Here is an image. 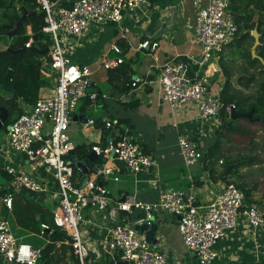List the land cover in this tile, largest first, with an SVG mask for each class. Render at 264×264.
Here are the masks:
<instances>
[{
  "label": "built area",
  "instance_id": "built-area-1",
  "mask_svg": "<svg viewBox=\"0 0 264 264\" xmlns=\"http://www.w3.org/2000/svg\"><path fill=\"white\" fill-rule=\"evenodd\" d=\"M36 3L45 14L46 25L42 32L49 36L51 42L46 54L54 86L51 94L38 98L5 132V145L1 149L5 147V151L23 156L29 170L28 173L21 172L9 165L0 168L9 177L6 183H0L1 207L11 211L14 192L23 190L37 195L49 192L54 186L57 202L51 210L52 222L57 231L65 232L80 264H85L88 258L82 227L94 225L99 213L102 215L106 211L131 215L137 210L142 213L145 223H150L160 214L177 218L180 238L200 264H212L216 259L215 244L235 228L239 216L244 217L253 229L264 228V213L255 205L246 204L243 190L231 182L214 185L217 189L209 191L213 198L207 204H200L193 195L184 191L167 190L152 203L125 195L111 208L108 193L98 186V182L114 175L115 163L120 162L134 175L155 166L153 158L131 135L130 127L118 119L104 121V127L122 134L118 139L90 147V152L98 158L93 165L95 170L88 171L83 184L74 183L69 167L71 161L66 159L74 149L68 137L70 120L80 99L88 97L93 101L96 95H87L92 71L88 66H79L71 61L65 51L69 45L67 39L71 38L73 43L69 46H74V42L85 37L92 25L119 24L125 14H132L150 4L149 0H36ZM64 4L70 7L66 8ZM236 31L227 0H208L207 6L197 12L194 20V37L201 51L199 58L190 62L171 60L159 68L153 81L138 78L131 86H156L162 101L172 110L192 104L201 121L217 119L220 122L222 113L229 119L235 106H224L220 95L212 94L207 67L222 46L233 39ZM157 47V43L142 41L137 50L153 53ZM25 48H30V42L25 44ZM107 52L117 57L107 59ZM107 52L100 61V67L110 70L123 63V51L116 43L111 44ZM47 124L49 128H46ZM93 124L92 119H87L83 124L84 130ZM177 145L186 167L202 159L199 144L189 136H178ZM113 180L118 181V178ZM87 212H91L90 218L86 216ZM40 227L41 237L53 233L45 224ZM100 246L114 264L166 263L163 253L148 243L143 233L135 231L127 223L107 228ZM41 250L17 238L9 222L0 216V264H37ZM256 264H264V261Z\"/></svg>",
  "mask_w": 264,
  "mask_h": 264
},
{
  "label": "crops",
  "instance_id": "crops-1",
  "mask_svg": "<svg viewBox=\"0 0 264 264\" xmlns=\"http://www.w3.org/2000/svg\"><path fill=\"white\" fill-rule=\"evenodd\" d=\"M76 1L78 0H74V2ZM207 3L208 0H149V7H142L132 14H125L119 24L110 25L112 30L106 29L105 25L97 26L99 31L106 29V34L100 35V40H97L94 43L95 45L90 44L89 38L92 34L89 32L91 27L96 26L92 25L85 37L82 38L83 40L79 39L77 43L74 42V46L67 45L68 47L65 48L66 54L74 64L88 66L92 71L86 93L87 95H96L93 101L88 97L80 99L74 114H72L74 141L71 140L69 135L68 137L73 147H79L81 153H90L92 145L104 144L112 139H118L122 134L121 131L117 133L113 129L104 127V121L118 119L120 123L130 127L133 138L155 162V166L149 171L136 175L132 174L124 165L115 163L116 171L114 175L108 176L104 181L111 208L118 201H122L125 195H133L141 202L152 203L167 190L184 191L193 195L200 204H207L213 198L209 191L212 188L217 189L214 185L223 182L217 178L223 170L218 161L221 162L228 157L232 159L247 158L246 160L254 158L251 159L253 160L251 165L246 164L245 160L243 162L245 165L240 166L239 171H235L230 178L231 181L238 182L251 190L250 200L252 202L248 205L260 204L262 206L260 210L264 213V194L259 195V188L255 186L256 180L259 181L264 177V165L261 162L257 163L256 158L251 155V148L248 150L249 153L246 150H239L242 146L241 142L248 141V144H250L251 139H253V133L246 129L244 124L246 123L260 130L261 133V125L258 121L251 122L246 119L238 121L239 127L246 129L250 134L239 132L233 129L234 126L231 127V135L225 133L226 130L221 131L223 140L225 139L224 136L227 140L229 136L232 140L239 139V142L235 140L236 145L232 142V148L221 147L220 145L223 160L216 158L212 163L200 160L193 166L186 167L177 145L178 136H189L199 144L200 150L204 153L216 141L217 135L215 132L219 128V120L210 119L208 123H201L197 109L192 104H186L172 110L168 104L162 101L159 89L156 86L137 85L132 87L126 84L123 89H115L108 82L107 70L103 79L104 84L101 87H99V82L93 80L94 75L102 69L99 66L100 61L113 42L122 49L123 62L129 60L131 69L129 80L131 83L138 78L153 81L159 68L171 60L190 62L198 59L201 51L194 37V20L197 12L207 6ZM125 30L126 32H124ZM27 33L30 34L29 27H27ZM122 35H124V38H122ZM104 37L110 38L111 42L108 44L107 49L99 54L98 46ZM142 41L157 43L156 51L153 53L138 51L137 46ZM9 43L10 38L8 41L0 39V51L7 50ZM253 43L246 40L242 50L249 49L251 54ZM70 49L71 51H69ZM41 54L46 53L41 52ZM98 54L99 58H96ZM116 57L112 52H107V59ZM251 58L258 59L264 65V62L258 56L255 58L251 56ZM231 61L232 59H223L216 53L207 67V80L212 94L220 95L227 78L231 80L242 73L246 75L244 78H248V75L258 71V69L256 71L250 69L241 57L237 60V69H232ZM45 65L44 63L41 68V74L45 76L44 80H47L45 82H48V79L50 82L42 84L38 92L34 91V96L26 93V99H17L16 102L21 108L22 114L23 111H28L38 98L51 94L53 90L54 83L51 71L49 69L48 72ZM254 89L255 86L253 85L248 91L253 92ZM10 95L14 94L0 89V97L7 98ZM73 116L77 117L74 121L72 120ZM89 118L94 121V124L84 130L83 124ZM70 125L69 128H71ZM49 127L50 125L47 124L46 128ZM116 129L119 130L118 127ZM242 137H245V140H241ZM4 143L5 136L3 135L0 140V168L9 165L17 171L28 173L29 168L27 169L26 160L23 156L5 151V147L1 149ZM230 165H233V169L237 164ZM210 170L214 172L213 175L209 173ZM0 171L2 172L1 169ZM74 171V179L72 180L80 185L82 172L77 168H74ZM249 171H251L250 176L252 178H246ZM114 177L118 178V181H114ZM0 178L4 179L2 176ZM4 180L6 183V179ZM56 191L57 189L51 186L49 192L35 195V201L39 206H42L43 210L41 214L36 213L35 221H41V215H48L44 204L50 202L49 206H52L53 209L55 202H57ZM26 194L30 195L23 190L14 192L13 199H16L14 205H16V201L25 203L24 197ZM14 205H12L11 211L1 207L0 216L3 217L2 213L5 209L8 214L13 216L14 220ZM139 214L142 213L137 210L133 211L131 215L106 211L94 219V225H84L82 227V237L88 247V258L85 260V264H114L111 257L100 246L101 240L106 234V229L120 223H127L131 226L145 223L143 217H140ZM91 215V212L86 213L88 218ZM153 221L158 223L160 227L154 236L157 243L153 247L163 253L166 259L165 264H200L184 246L177 231V218L169 214H160L156 215ZM36 236L39 237L40 234ZM19 239L22 240V238ZM213 250L216 252V259L212 264H256L260 260L264 261V228L253 229L244 217L239 216L235 228L220 239ZM116 264L120 263L116 262Z\"/></svg>",
  "mask_w": 264,
  "mask_h": 264
},
{
  "label": "trees",
  "instance_id": "trees-1",
  "mask_svg": "<svg viewBox=\"0 0 264 264\" xmlns=\"http://www.w3.org/2000/svg\"><path fill=\"white\" fill-rule=\"evenodd\" d=\"M50 1L55 2L56 0ZM227 2L228 11L232 14L237 27L236 34L233 39L230 40L229 45L235 43L240 54L239 57L244 59L250 69L255 71L258 69V71L257 73L253 72L248 75V78L243 77L239 80V85L246 90H250L253 85L255 86L253 92L250 91L251 93L249 94L235 89L230 82V78H227L223 90L220 93L221 102L224 106L233 104L235 106L234 111L237 113H246L253 110V118L257 119L260 123L261 132L264 133V65H262L258 59L251 58L249 49L246 51L242 50L246 40L253 43L250 34L251 31L256 28L260 35V46L256 48V54L264 62V0H227ZM63 6L66 8L70 7L69 4H64ZM23 8L31 12L36 11V14L27 17L25 21L19 25L15 36L10 38V43L7 46L8 49L0 51V85L13 87L17 91V95H10L7 98L0 97V105L8 111V119L0 129V140L2 136L5 135L7 128L22 115V110L16 102L17 99H26V93L34 96V91L38 92L42 84L49 83V81L45 82L47 80H44L45 77L41 74V68L44 63L48 66L45 69L47 71L49 70V59L46 54L40 55L38 52L44 51L51 42L49 36L42 32L43 27L46 25L44 21L45 14L37 5L36 0H0V38L5 41L9 40L7 36V33L10 31L9 26L13 25L20 18ZM27 27L30 28V34L27 33ZM28 42H30V48H25L17 52L18 48L24 47ZM107 72L108 82L112 84L115 89H123L126 84L131 86L129 80L131 75L129 60H124L117 68L107 70ZM239 120L240 119L231 121L224 113L221 114L219 128L215 132L217 135L216 141L206 152H202L203 157L201 161L212 163L213 160L218 158L217 153L221 152L219 138H223L221 131L226 130L227 132L225 133L231 135V127H239V124H237ZM224 137L226 138V136ZM66 159H71V157L67 156ZM246 159L247 158H225L224 161H221L223 170L217 178L226 183L231 182L237 188L243 190L247 201L246 203L250 204L252 202L250 200L251 190L245 188L244 185L238 182L231 181L230 178L231 175L238 170V167L245 165L243 162ZM251 159L254 158H248L245 163L251 165L253 161ZM230 164L237 165L229 170L226 177H223L225 168ZM70 171L71 179H74V168L70 169ZM209 173L212 175L214 174L211 170ZM0 176L6 179V181L9 180V177L1 171ZM29 194L35 197L34 194ZM15 200L13 199V205ZM29 202L30 200L26 199L25 203H18L16 201V205H14L13 209V214L15 215L13 225L19 230L17 235L18 238H22L24 242L29 243L35 249L45 248L37 264H80L68 242L67 236L60 234L53 225L51 211L48 214L51 217V221L47 220L48 215H41V221H35L34 218L36 213L41 214L43 212L42 206L37 205L34 211H30L28 208ZM2 215L7 219L8 213L5 209ZM139 216L142 217V214H139ZM41 224H46L52 229L53 233L47 235L48 238H45L46 243L39 247L36 243L42 238L36 235L40 234ZM33 227H35V229L38 227V230H34ZM45 236L46 234L43 235V237ZM32 240H36V242H31Z\"/></svg>",
  "mask_w": 264,
  "mask_h": 264
},
{
  "label": "rangeland",
  "instance_id": "rangeland-1",
  "mask_svg": "<svg viewBox=\"0 0 264 264\" xmlns=\"http://www.w3.org/2000/svg\"><path fill=\"white\" fill-rule=\"evenodd\" d=\"M106 26V29H111L112 30V27L110 26L111 24H104ZM102 26V25H101ZM106 29L105 30H101L99 31V27L97 26H92L91 29H90V33H92L89 38H90V44H93L95 45L94 43L97 41V40H100V35H104L106 34ZM48 37V36H47ZM2 39V38H0ZM83 40V39H82ZM67 42H69L68 44L70 45L71 43H73L72 39L71 38H68L67 39ZM111 42V39L108 38V37H104L101 41H100V44L98 46V50H99V54H102L108 47V44ZM115 43V42H113ZM112 43V44H113ZM68 47V46H67ZM66 48V47H65ZM71 51V49L69 50ZM99 54L97 55L96 58H99ZM217 55H219L220 57H222L223 59L224 58H230L232 59V61L230 62L231 63V67L232 69H237L238 68V58L240 56L239 52H238V49L235 45V43H232L231 45H224L222 46V49H221V52L220 54L217 53ZM47 66V65H45ZM48 67V66H47ZM102 68V67H101ZM49 72V70H48ZM47 72V73H48ZM106 75V70L105 69H101L96 75H94L93 77V80L96 81V82H99L100 86H102V84H104L103 82V79H104V76ZM43 76V75H42ZM45 77V76H43ZM48 81L50 82V80L48 79ZM73 114H74V111H73ZM71 121V120H70ZM209 121V120H208ZM201 123H205L204 121H201ZM208 123V122H207ZM71 125V128H69V131H68V135L69 137L71 138V140L74 141V123H70ZM245 128L250 130L251 133H253V139H251V142L250 144H248V141H243L241 142L242 146L239 148V150H246L248 152V150L251 148L252 149V152H251V155L254 156L257 160V163H260L262 165H264V133H260V130L258 129H255L249 125H247L246 123L244 124ZM2 128V127H1ZM3 135V134H2ZM230 137V136H229ZM228 137V140L225 138L224 140L220 137V145L221 147H231L232 148V142L234 143V145H236V142H239V139H235V140H232L231 138ZM241 140H245V137H242ZM218 152L217 155H218V159H222V153ZM249 153V152H248ZM220 155V156H219ZM225 159V158H224ZM223 160V159H222ZM224 161V160H223ZM220 165V164H219ZM252 168V167H251ZM240 167H238V170L239 171ZM262 169V168H261ZM251 174V171H249V175L247 176L246 175V178L250 177ZM253 174V173H252ZM258 180H256L255 182V186H257L259 188V195L261 194H264V177L262 179H260L258 182ZM4 182L5 183V180L0 178V183ZM7 182V181H6ZM25 199L26 200H30V202L28 203V208L30 211H34L38 205V203L35 201V198L30 196L28 194H26L25 196ZM262 204V203H261ZM47 209V213L49 214V212L51 211L52 209V206H49L50 205V202L48 204H44ZM259 209H262V206L260 204H255ZM263 205V204H262ZM1 208V206H0ZM2 210V209H1ZM99 216H101V213H99ZM7 220L10 224V227H11V231L12 233L17 237L18 235V231L16 226L13 225V216L11 214H8L7 216ZM47 220L51 221V217L50 215L47 216ZM34 230H38V227L37 229H35V227H33ZM53 228V227H52ZM39 235V234H37ZM41 237V236H39ZM42 239L37 241L38 243H36V245H38L39 247L46 243V239L45 238H48L47 235L45 237H41ZM27 241V240H26ZM31 242H36V240H32Z\"/></svg>",
  "mask_w": 264,
  "mask_h": 264
},
{
  "label": "water",
  "instance_id": "water-1",
  "mask_svg": "<svg viewBox=\"0 0 264 264\" xmlns=\"http://www.w3.org/2000/svg\"><path fill=\"white\" fill-rule=\"evenodd\" d=\"M36 14V11H27L26 9H22V14L20 16V18L11 26H9V32L7 33V36L9 38H12L13 36H15L16 31L19 27V25L21 23H23L25 21V19L31 15ZM251 37L254 40L253 46H252V50H251V56L253 58L257 57L255 54V49L260 46V35L258 34L256 28H254L251 31ZM25 47H20L17 49L18 51L24 50ZM41 52L46 53L47 50L45 49L44 51H39L38 53L41 54ZM246 75L239 74L236 77L232 78L230 80L231 84L236 88L239 89L240 91H242L245 94H249L251 93L250 91L246 90L244 87L240 86L239 80L244 77ZM0 89L8 91L13 93L14 95L17 94L16 90L13 87H7V86H2L0 85ZM253 110L246 112V113H237L235 111H232L230 114V120L231 121H235L236 119H246L248 121H257V119L253 118ZM76 116L72 118V120H76ZM80 118V117H78ZM8 119V111L2 107L0 105V129L1 127L6 123ZM87 120V119H86ZM85 120V121H86ZM233 129L239 131V132H243V133H247L250 134L249 131H247L244 128H240V127H233ZM80 149L79 147H75L73 150H71L69 152V156L71 157L70 159V164L69 167L70 168H77L82 172V177L80 179V184L84 183V179H85V175L88 173L89 170H95L93 168V165L97 163L98 158L94 155V153L90 152V153H81L79 152ZM81 153V154H80ZM118 164H121L120 162H117ZM233 165H228L223 173V177L227 176V173L229 172L230 169H232ZM98 186H100L101 188H105L104 186V178H101V180L98 182ZM154 220V219H153ZM153 220H151L150 223H143V224H138V225H134L132 226V228L135 231H138L140 233H143L145 235V238L147 240L148 243H150L152 246H154L157 243V239L154 237L155 234L158 232V230L160 229L159 224L155 223ZM178 220V219H177ZM60 234L65 235V232L63 230H59L58 231ZM47 233V232H46ZM45 251V248L41 250V254L40 256L43 254V252ZM120 264H126L125 262L120 263Z\"/></svg>",
  "mask_w": 264,
  "mask_h": 264
}]
</instances>
